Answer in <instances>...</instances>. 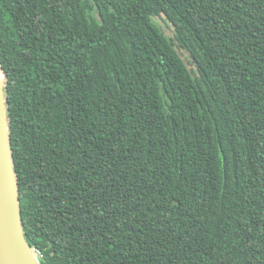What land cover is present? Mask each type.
Masks as SVG:
<instances>
[{"label": "trees", "instance_id": "16d2710c", "mask_svg": "<svg viewBox=\"0 0 264 264\" xmlns=\"http://www.w3.org/2000/svg\"><path fill=\"white\" fill-rule=\"evenodd\" d=\"M0 64L38 264H264V0H0Z\"/></svg>", "mask_w": 264, "mask_h": 264}, {"label": "water", "instance_id": "95a60500", "mask_svg": "<svg viewBox=\"0 0 264 264\" xmlns=\"http://www.w3.org/2000/svg\"><path fill=\"white\" fill-rule=\"evenodd\" d=\"M101 24L99 11H94ZM159 31L163 27L155 22ZM38 264L34 247L27 240L21 216L16 171L10 150L8 101L0 64V264Z\"/></svg>", "mask_w": 264, "mask_h": 264}, {"label": "built area", "instance_id": "2783aa9c", "mask_svg": "<svg viewBox=\"0 0 264 264\" xmlns=\"http://www.w3.org/2000/svg\"><path fill=\"white\" fill-rule=\"evenodd\" d=\"M34 252L38 258L41 257V252L39 250L34 249Z\"/></svg>", "mask_w": 264, "mask_h": 264}, {"label": "bare ground", "instance_id": "6f19581e", "mask_svg": "<svg viewBox=\"0 0 264 264\" xmlns=\"http://www.w3.org/2000/svg\"><path fill=\"white\" fill-rule=\"evenodd\" d=\"M30 264H35V263H34V261L31 260V261H30Z\"/></svg>", "mask_w": 264, "mask_h": 264}]
</instances>
